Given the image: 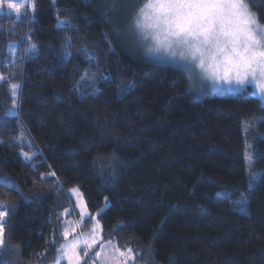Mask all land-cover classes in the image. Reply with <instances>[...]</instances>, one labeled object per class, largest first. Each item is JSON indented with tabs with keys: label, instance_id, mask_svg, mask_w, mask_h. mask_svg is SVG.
I'll list each match as a JSON object with an SVG mask.
<instances>
[{
	"label": "trees",
	"instance_id": "trees-1",
	"mask_svg": "<svg viewBox=\"0 0 264 264\" xmlns=\"http://www.w3.org/2000/svg\"><path fill=\"white\" fill-rule=\"evenodd\" d=\"M247 2L264 26V0ZM143 3L0 10V264L53 262L76 188L131 264H264V105L196 100L179 70L124 50Z\"/></svg>",
	"mask_w": 264,
	"mask_h": 264
},
{
	"label": "snow or ice",
	"instance_id": "snow-or-ice-1",
	"mask_svg": "<svg viewBox=\"0 0 264 264\" xmlns=\"http://www.w3.org/2000/svg\"><path fill=\"white\" fill-rule=\"evenodd\" d=\"M5 3L18 14L26 7V0H0V10ZM32 7L34 10V3ZM130 31L141 42H150L149 52H163L174 61H184L185 72L191 74L198 68L214 83L223 81L237 91L253 83L264 100V26L247 0H144L132 18ZM11 87L15 95L18 85ZM24 156L31 159L28 153ZM6 215L0 212V220ZM72 223L63 230L66 240L70 231H75ZM97 243L95 229L91 234L82 233L62 246L63 258L68 264H87ZM103 251L101 245L94 259ZM115 251L125 256V252ZM111 259H116L115 254ZM56 264H60V257Z\"/></svg>",
	"mask_w": 264,
	"mask_h": 264
},
{
	"label": "rangeland",
	"instance_id": "rangeland-1",
	"mask_svg": "<svg viewBox=\"0 0 264 264\" xmlns=\"http://www.w3.org/2000/svg\"><path fill=\"white\" fill-rule=\"evenodd\" d=\"M31 0H26V4L31 5ZM7 8V4L5 3L3 5ZM28 10H30V7H28ZM14 12L13 10L8 9L7 13ZM253 13V12H252ZM254 14V13H253ZM255 15V14H254ZM261 25V24H260ZM262 26V25H261ZM131 28V27H130ZM124 38V50L137 55V52L142 55L145 59H148L149 61L158 64V65H164V66H170L172 68H175L179 70L187 79L188 81V87L190 89V92L192 93V96L196 100H201L207 96H225L228 94L236 95L239 93H242L246 90H250L252 95L256 96L262 105H264V100L261 99V94L258 92V89L255 87L253 83L247 84L244 88L240 89L239 91L235 90L234 85H228L225 84L223 81L219 82H213V80L207 78L203 73H201L200 69L196 68L194 71L189 74L184 71V61H180L178 58L174 61L172 58L164 54L163 52L157 53V52H149L148 47L150 42H141L139 38L134 35L130 29L128 32H125L122 34ZM87 80V79H86ZM85 80V81H86ZM89 81V80H88ZM84 86L91 87L92 81H89V83L84 84ZM127 90L122 89L120 90V95L125 93ZM248 130V127L244 126V133H246ZM258 136L264 138V134L261 132H258ZM19 141H23L25 146H30L29 141L27 140V137L23 134L19 138ZM245 153H244V159H245V165H246V173L248 177V185L249 187H252L256 181L259 178L258 176H252L253 169H252V144L248 141H246L245 144ZM24 157V155H23ZM250 181L251 186H250ZM69 196L72 200L73 208L70 206L67 208L61 215L62 222H61V237L62 242L60 243L56 258L53 262L50 264H56L57 258L60 257V264H68L67 260L63 258L62 255V246L70 242L74 237H77L79 235L83 234H91L93 233V230H96V239L98 241L95 249L90 254H95L96 252L101 251V245L104 246V251L101 254V257L97 259L98 264H130L128 262L132 261L133 255L132 253L121 250L116 243L111 241H103L102 238V232H101V225L98 220V216L101 213V210H99L97 213L92 214L88 211L85 199L79 189H71L69 191ZM0 212H6L2 207H0ZM7 220V215L3 217L2 220H0V224H3V233L0 234V252L2 251L4 242H5V230H4V224ZM69 222L72 223V227L75 228V231H70V234L67 238V240L63 236V230L68 225ZM76 222H80V226L76 227ZM119 249V251L125 252V256H119V253L115 250ZM81 254H83L81 249ZM115 254L116 259L113 260L111 257ZM87 264H89V260L87 261Z\"/></svg>",
	"mask_w": 264,
	"mask_h": 264
},
{
	"label": "built area",
	"instance_id": "built-area-1",
	"mask_svg": "<svg viewBox=\"0 0 264 264\" xmlns=\"http://www.w3.org/2000/svg\"><path fill=\"white\" fill-rule=\"evenodd\" d=\"M90 255L93 257V259H88L89 260V264H98L97 259H94L95 254H90Z\"/></svg>",
	"mask_w": 264,
	"mask_h": 264
},
{
	"label": "crops",
	"instance_id": "crops-1",
	"mask_svg": "<svg viewBox=\"0 0 264 264\" xmlns=\"http://www.w3.org/2000/svg\"><path fill=\"white\" fill-rule=\"evenodd\" d=\"M132 262H133V259H132V261H130V262H128V263H130V264H131Z\"/></svg>",
	"mask_w": 264,
	"mask_h": 264
}]
</instances>
